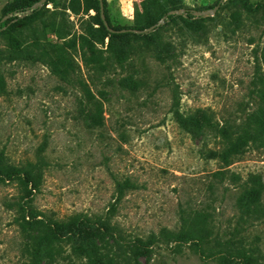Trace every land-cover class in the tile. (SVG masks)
<instances>
[{
    "label": "rangeland",
    "instance_id": "374dc122",
    "mask_svg": "<svg viewBox=\"0 0 264 264\" xmlns=\"http://www.w3.org/2000/svg\"><path fill=\"white\" fill-rule=\"evenodd\" d=\"M23 1H35L36 12L10 13ZM46 1L0 0V153L4 164L21 171L36 164L33 173L41 175L24 199L16 180L0 181V264H88L91 245L79 235L61 242L52 259L45 245L34 255L18 221L36 210L45 219L84 213L107 223L115 181L126 178L135 187L108 220L122 243L176 230L182 213H206L208 228L204 253L158 236L150 254L131 264H217L209 251L229 239L254 248L256 264H264V193L250 205L242 192L251 175L264 183V146L223 166L209 151L228 140L207 126L190 131L174 117L176 110L205 113L236 133L248 115L264 113L254 84L264 53V0H105L112 26L156 25L143 29L147 39L129 35L113 50L107 38L97 44L101 72L82 61L81 36L98 26L95 11L85 12L83 0ZM27 46L53 55L56 46L66 49L73 83L53 75ZM127 77L138 88L121 86ZM223 169L236 179L215 175Z\"/></svg>",
    "mask_w": 264,
    "mask_h": 264
},
{
    "label": "trees",
    "instance_id": "16d2710c",
    "mask_svg": "<svg viewBox=\"0 0 264 264\" xmlns=\"http://www.w3.org/2000/svg\"><path fill=\"white\" fill-rule=\"evenodd\" d=\"M49 0L46 1L48 3ZM35 1H23L20 5L11 10L10 13H25L28 10L36 12L34 8ZM84 11L88 12L90 9L95 11L96 28H91L85 35L81 36V44L86 48V53L82 55L84 65L89 66L90 69L101 72L106 69L102 64V51L96 47L97 44H103L104 39H108L107 49L113 50L114 42L118 39H126L129 35L140 39H147L149 36L143 32V29L156 25L155 21H150L147 24L136 25L130 28L112 26L109 17L105 10L106 1L102 0L104 7V17L108 23V27L104 24L100 14L99 0H83ZM167 10L163 13L167 14ZM171 17V15H170ZM111 28L112 30H110ZM127 29V30H126ZM125 30V31H121ZM30 53L29 46L25 47ZM36 49H41L35 44ZM40 59L45 60L51 73L57 76L61 81L72 84L74 66L70 61L67 50L62 46H56V54L48 53L47 49L35 51ZM116 62L121 64L123 52L122 50H115ZM264 53L262 56V65L258 64L255 71V86L259 101L264 105ZM124 88H138L139 82L130 77L123 78L120 81ZM2 90V87H0ZM175 119L188 130H201L202 127L207 126L210 129H217L222 134L223 138L228 140L226 144L220 149H211L209 151L210 158L220 159L223 166H227L232 162V159L242 154L245 149L251 147L264 146V113L262 109L248 115L247 120L241 127L240 131L232 133L224 127L219 128L211 121L210 117L205 113H191L182 116L178 110L175 111ZM234 135L233 137H231ZM0 153V181L4 182L6 178L16 180L20 190L23 192L21 199L28 198L32 195V191L38 187L41 175H35L34 169L36 164L29 163L27 169H21L6 165L2 161ZM216 176H229L232 181L236 179V175L228 169L219 170L215 173ZM135 187V183L129 178L115 181V201L110 205L109 213L106 216L107 223L95 221L87 214L74 213L65 219H56L53 217H43L42 214L36 210H30L27 214V219L24 217L18 221L19 228L24 236L31 237L36 247L34 255H38L42 246L45 245L49 250L50 258L60 254L59 245L65 239L71 238L74 235H79L80 238L88 242L91 247L87 253L88 264H131L132 258L139 256H147L150 254L151 243L158 242L159 238L162 241H169L174 243H189L193 251H201L204 253V245L208 244L206 240L207 228V214L195 212L193 218L186 217L183 213L180 216L181 224L176 230L161 229L157 235L151 234L146 240L138 238L134 241L128 242L130 244L122 243L117 236L114 235L115 227L110 225L108 220L117 207L116 205L121 201L125 195L126 190ZM242 192L245 202L250 205L260 204L261 196L264 193V183L257 175H251L247 180L243 181ZM20 209L24 208V204L20 200L17 203ZM199 220V221H198ZM198 221L197 223H195ZM28 225L35 230V233H30ZM213 249L216 251H209V254L215 258L217 264H256L255 249L252 247H245L241 242L236 243L233 239L216 242ZM117 256H122V262L117 261ZM35 257V256H34Z\"/></svg>",
    "mask_w": 264,
    "mask_h": 264
},
{
    "label": "water",
    "instance_id": "95a60500",
    "mask_svg": "<svg viewBox=\"0 0 264 264\" xmlns=\"http://www.w3.org/2000/svg\"><path fill=\"white\" fill-rule=\"evenodd\" d=\"M44 1L45 0H41V2L37 3L36 5H38V4H40V3L44 2ZM99 1H100V14H101V18L104 21V24L108 27V23L106 22L105 17H104V7H103L102 0H99ZM109 29L112 30L111 28H109Z\"/></svg>",
    "mask_w": 264,
    "mask_h": 264
}]
</instances>
